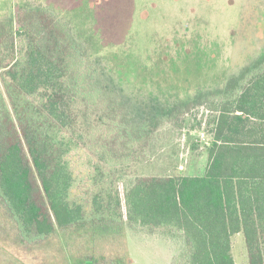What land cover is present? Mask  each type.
<instances>
[{
    "label": "trees",
    "instance_id": "obj_1",
    "mask_svg": "<svg viewBox=\"0 0 264 264\" xmlns=\"http://www.w3.org/2000/svg\"><path fill=\"white\" fill-rule=\"evenodd\" d=\"M28 32L17 30L26 42L18 52L12 42L17 55L0 67V202L22 240L89 223L117 233L128 224L181 234L185 264H235L231 239L241 233L248 263L264 264V50L222 89L194 98L209 99L216 113L203 175L138 178L120 192L104 182L106 168L124 162L158 122L171 121L178 105L156 104L135 126L112 119L109 108L95 118L86 108L84 124L78 104L94 106L109 93L96 68L72 71L81 63L71 38ZM88 138L99 163L83 201L74 194L70 155ZM81 264L130 262L90 257Z\"/></svg>",
    "mask_w": 264,
    "mask_h": 264
},
{
    "label": "rangeland",
    "instance_id": "obj_2",
    "mask_svg": "<svg viewBox=\"0 0 264 264\" xmlns=\"http://www.w3.org/2000/svg\"><path fill=\"white\" fill-rule=\"evenodd\" d=\"M23 27L32 39L48 33L75 41L81 64L74 73L96 68L109 93L94 106L78 104L84 124L109 108L112 119L135 126L156 104L178 105L171 121L158 122L151 135L132 144L124 162L106 168L104 182L122 192L138 178L203 175L216 113L209 99L194 98L222 89L262 53L264 0H0V67L17 55L19 41L26 42L17 33ZM70 162L74 194L87 201L93 190L88 178L99 163L89 138ZM89 224L26 242L0 202V264H81L90 257L185 264L183 236L176 231L124 224L108 233ZM231 243L235 264H249L243 235Z\"/></svg>",
    "mask_w": 264,
    "mask_h": 264
}]
</instances>
